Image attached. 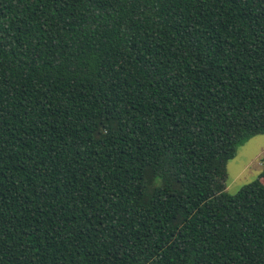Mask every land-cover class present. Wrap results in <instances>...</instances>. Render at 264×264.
<instances>
[{"label":"trees","instance_id":"1","mask_svg":"<svg viewBox=\"0 0 264 264\" xmlns=\"http://www.w3.org/2000/svg\"><path fill=\"white\" fill-rule=\"evenodd\" d=\"M264 0H0V264H264Z\"/></svg>","mask_w":264,"mask_h":264},{"label":"rangeland","instance_id":"2","mask_svg":"<svg viewBox=\"0 0 264 264\" xmlns=\"http://www.w3.org/2000/svg\"><path fill=\"white\" fill-rule=\"evenodd\" d=\"M264 134L252 137L237 148L236 155L226 164L225 190L235 194L263 171Z\"/></svg>","mask_w":264,"mask_h":264}]
</instances>
